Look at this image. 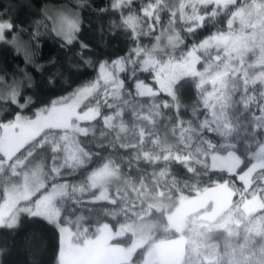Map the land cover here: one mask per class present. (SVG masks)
Wrapping results in <instances>:
<instances>
[{
    "label": "clouds",
    "instance_id": "9594fccd",
    "mask_svg": "<svg viewBox=\"0 0 264 264\" xmlns=\"http://www.w3.org/2000/svg\"><path fill=\"white\" fill-rule=\"evenodd\" d=\"M208 2L210 0H200V3ZM217 2L224 4L219 8V11L213 8L211 12L203 13L195 3H192V0H149L148 4L155 9L154 19L157 23L164 21L165 27L170 29L168 39L174 46L187 45L189 36L185 33L190 34L196 27V25H192L182 31L175 26L177 19L181 21L199 20L203 24L205 16L215 17L220 12H226L228 13L227 26L230 30H233V24L236 21H241L243 24L249 20L253 22L264 20V16L257 18L255 15H248L250 10H253L257 5H264V0H239V2L237 0H217ZM6 3L15 6L16 12L20 14L24 22L9 31L0 32V128L11 126L18 120L36 119L46 110L58 107L62 101L74 99L85 91L92 94L94 89L95 95L100 96L101 90H103V95L106 97L109 94L107 81L103 80L101 68L105 69L110 60L112 64L124 62V56L113 58L105 51L108 47L107 41L109 38L113 42L119 40L121 33L118 29L126 27L133 29L132 37L138 40L141 22L144 19V15L140 11L141 8H137L134 0H102V2L101 0H6ZM189 5L191 6L190 10ZM229 5H235V7L229 9ZM178 12L180 13L179 17L176 15ZM165 13H167L166 20ZM149 18H152L151 11H149ZM129 20H133L134 25L130 26ZM69 24H71V28H69ZM154 27L149 23V29ZM105 29L110 33V37L101 40L100 37ZM237 31H242V28ZM144 34H149L148 29L144 30ZM230 34L231 31L227 35ZM221 38H226V34L214 31L211 37H205L199 43L193 41L188 45L184 59L195 58L198 49L209 46L210 40L218 41ZM44 40L58 46L51 60H46L43 56ZM158 47H160L158 43L152 45V49ZM251 47L252 45H248L249 49ZM146 49L147 46L140 47L138 44L133 51H135L136 57H139ZM152 49H148V51L151 52ZM5 51L10 55H5ZM225 51L227 52V48ZM86 52L87 55H85ZM242 55L244 54L237 53V56ZM15 57H19V59H14ZM219 58V56L215 57V59ZM133 62H135V57ZM244 63V59H241V64ZM249 63L264 65V47ZM225 64L227 66L228 62L226 61ZM141 66L144 67L145 63L141 62ZM231 67L235 69L232 72L233 77L242 71L241 67L235 64H232ZM46 69H50V71H46ZM88 72H91L90 76L77 79ZM223 75L226 76L227 72H224ZM241 79L244 80V91L247 93L241 96V100L246 107L258 97L264 100V68L255 73H249L247 69H244ZM157 81L158 74L153 75L152 82L157 83ZM256 81H259V92L257 93L255 88L249 92L248 85H254ZM136 85L137 87L141 85L150 87L143 81H137ZM88 86H91L90 90ZM231 86L233 93L240 87L238 81H232ZM196 87L199 88L200 85L197 84ZM221 87H226V84L222 82ZM48 89H61V91L49 96L47 100H43L41 92ZM84 99H87V96ZM182 100V91L178 90L171 93L170 100H164L163 103L165 106H179ZM260 106L264 110V103H261ZM102 108L103 105L99 103V100L94 106H77L80 114L86 119L95 112L96 115L92 116L90 120L102 118L107 121L109 117L102 114ZM231 126L235 127V125ZM257 129H259L258 132ZM79 130L85 135L92 131L90 128L83 127ZM252 135L257 136L261 149H264V123L254 124ZM37 137L39 136L21 145L13 154L16 157L12 161L13 165H16L15 167L9 168L7 164L0 166V192L5 195L13 190L22 191L27 179L33 177L37 179V182L32 186L31 195L18 201L15 225L0 220V228L18 229L23 217L27 216L31 219L32 216L24 213L23 209L34 206L37 200L46 194L43 189L48 186H50L49 191L58 187L69 197L77 192H87L93 201L111 200L114 205L118 203L121 190L118 182L123 180L128 183L131 180V177L124 174L121 163L107 157L89 168L87 166L93 161L95 150L81 145L77 163L85 166V177L78 184H70L68 180L61 177V171L68 160L57 155L58 142L49 143L47 137ZM237 156L239 163L236 169L230 174L213 179V185H229L234 189V193H239V196L244 199L237 203L236 208H241L244 201L255 200L257 197L264 201V196H261L260 191L253 189L252 192H249L253 183L252 173L260 169V175L264 177V158H258L256 153L252 152L247 155L237 152ZM248 156L253 158L249 160ZM182 159L187 158L182 157ZM199 162L203 163L204 161ZM105 168L110 169L112 182L117 184L115 194L111 193L109 185H102L98 193L92 191L96 187L92 177ZM189 170L193 171L194 169L190 168ZM165 173L166 170H161L152 177L155 182L154 186L146 183L144 177H141L140 184L133 188V191L140 192L142 187L143 191L140 192V196L145 200H148L149 197H163L167 188L162 184ZM175 179L172 177L173 182ZM105 211L107 210L105 209ZM239 215L241 219L236 221L235 227L230 226L228 231L233 236L243 234V243L233 248L232 252L225 253L228 257L227 264H264V227H260L264 225V206L257 207L251 216L246 215L244 211H241ZM78 218L86 219L83 211L78 213ZM61 219H63L62 216ZM241 224L244 225L243 232H241ZM214 226L208 221L197 220L190 223L186 235L191 245V251L202 258L189 261V264H211V261L215 260L214 248L211 255L203 252V249L208 247L206 241L210 238ZM21 239L23 243L19 246L20 251L25 253V259L21 261V264H42L37 254L45 245L41 232L34 228ZM14 244L15 242L11 240L0 241V264H9L8 256L14 251ZM237 249L243 252L242 256L234 254ZM51 264H57V259L51 261ZM129 264H140V257L137 253L132 254ZM216 264H219V261H216Z\"/></svg>",
    "mask_w": 264,
    "mask_h": 264
},
{
    "label": "trees",
    "instance_id": "16d2710c",
    "mask_svg": "<svg viewBox=\"0 0 264 264\" xmlns=\"http://www.w3.org/2000/svg\"><path fill=\"white\" fill-rule=\"evenodd\" d=\"M143 1L146 3L149 0ZM5 2L6 0H0V5ZM211 10V8H208L201 12H211ZM217 10L219 11V9ZM166 19L167 13L165 14ZM227 19L228 13L226 12H220L215 17L209 16L203 21L202 26L196 27L195 31L190 34L185 33V35L189 36L187 45L175 46L172 49L169 44L162 54L169 50L177 55L180 50H187L188 45L193 41L198 43L205 37H211L214 31L226 33L228 30ZM23 22V18L19 17V23ZM149 23L155 27L149 29ZM186 23L178 25L179 22L177 23L176 20V25L182 31L192 27V25ZM142 24L143 27L140 28L138 40L132 37L133 29L126 27L118 29L121 33L119 40L113 42L109 38L107 41L108 47L105 51L113 58L124 56V68L120 72L123 84L115 90L108 91L109 94L106 97L103 94L93 97H95V103L99 100V103L103 105L102 114L110 116L112 122L108 124L103 122L102 118H97L91 123L92 131L88 132L87 135H76V141L79 145L95 150V157L87 167H93L100 160L111 157L117 163H121L124 174L127 177H131V180L126 183L127 185L129 184L126 189L128 192H122L125 197L123 198L122 196L117 204L114 205L110 201L95 203L94 205H90L89 202H82L86 209H90V213L83 209L84 207L82 208V204L79 206L78 212L83 211L86 219L82 221H86V224L96 227V224L102 223L99 232H95L94 243L89 244L88 248L81 250L83 252L86 251L87 257L85 256L84 261L80 262V264H99V262L113 264L115 262V260H104L102 254H105V258L117 256L118 261L120 262L121 260L119 264L129 263L131 257L126 259L127 257L120 248L114 251L109 246L114 243L119 244V240L122 239L123 236L121 238L118 236L121 233L114 236V232L119 231L118 229L122 223L140 221V215L133 216L126 208L130 207L137 210L140 206L146 207L148 204V200L141 197L140 192H132L133 188L140 184L141 177H144L146 183L154 186L155 182L152 177L161 172V170H166L165 178L162 181V184L167 186L165 193L172 192L175 197L180 194L190 199H196L194 200L196 205V201H200L201 206H203L201 213H198L202 217L199 218L201 221H208L213 216H219L222 211L227 209V200L232 195L235 199H239V196L238 193H234V189L229 185H213V179L230 173L225 170L210 168L203 160V156L209 150L222 151L226 149H234L244 154L242 146L246 147V142L253 139V137L257 138V136L252 135L254 124L264 123V110L260 106L261 103H264V100L258 97L257 100L252 101L246 107L241 100V96L247 93L241 88L234 93L232 87H229L230 89L227 91L217 89L208 93V91H202L195 87L185 78L177 85L176 91H182L183 97L179 106H165L163 101L169 100L171 96L163 93L160 89H158L160 92L155 96V100H152L150 95H144L140 88L137 87V81H143L145 84L153 85L156 88H158L160 82H152L154 73L151 70H145L141 66V62L145 61L149 53L148 49L152 48L153 44H162L168 39L170 29L165 27L164 21L157 23L152 18L144 19ZM145 29H148V35L144 34ZM162 30L165 32L164 36L161 35ZM106 37H110L107 29H105L100 39L104 40ZM138 44L140 47L147 46V49L139 57H136L133 49ZM57 47V45L48 40H44V58L51 60ZM255 52H257V48ZM4 54L10 55L7 51ZM87 54L86 52L85 55ZM134 57L135 62H133ZM14 59H19V57ZM46 71H50V69H46ZM90 75L91 72H88L77 77V79ZM253 88L256 89L257 93L259 92V81H256L254 85H248L249 92ZM59 91L61 89L42 90V99L47 100L49 96L55 95ZM117 96L126 98L127 103L136 107L137 113L133 115L134 118L141 116L145 118L147 123L141 125L143 128L135 126L130 112L124 111L123 116H119L124 103L122 104L117 99ZM231 102H234L235 108ZM143 107L144 110H142ZM227 123L230 126L235 125V127L231 126V128L223 131L220 126H226ZM256 131L258 132L259 129ZM58 133L59 131H49L46 136L50 134L56 136ZM137 134L141 135L140 140L136 143H130L129 141ZM182 157L187 159H182ZM199 157L202 158L203 163L199 162ZM190 168L194 170L190 171ZM85 172V166L82 165L78 171L74 172L73 176L69 175L70 177L62 178L68 180L69 183H78L84 179ZM172 177L176 178L175 182H173ZM259 179L261 178L254 176L252 189L260 191V188L255 187L262 185L258 182ZM112 193L115 194V192ZM219 205H223V208L218 209ZM162 215V223L173 226L168 220L167 213L163 212ZM90 216L95 219L88 220L87 218H90ZM260 227H264V225ZM34 228L41 232L45 241L44 248L37 253L42 264H51V261L55 259L58 261L62 247L58 253L57 228L41 218L32 217L29 219L25 216L22 218L21 226L18 229L0 228V241L7 242L11 240L15 242L14 251L8 256L9 264H21V261L25 259V253L21 252L19 247L23 243L21 238ZM240 228L241 232H243L244 225L242 224ZM157 243L159 245L162 244L160 241ZM206 243L208 247L214 244L220 246L223 257L219 264H227L228 257H225L224 254L228 250V245L232 244L236 248L242 244L243 234L239 236L231 235L230 239H226V236H221V232H211L210 238ZM158 250L161 256L158 258L160 264L183 263L184 257L179 260L177 254L165 249L163 245L159 246ZM237 253L236 255H243V252L239 249H237ZM137 254H141V250ZM225 259L227 260L225 261Z\"/></svg>",
    "mask_w": 264,
    "mask_h": 264
},
{
    "label": "rangeland",
    "instance_id": "374dc122",
    "mask_svg": "<svg viewBox=\"0 0 264 264\" xmlns=\"http://www.w3.org/2000/svg\"><path fill=\"white\" fill-rule=\"evenodd\" d=\"M148 2L144 3L143 0H134L138 9L148 4ZM192 3H195L200 11L208 9L202 6L200 0H192ZM190 7L191 6L189 5V10ZM146 18L149 17L144 16V19ZM152 20L154 19L152 18ZM143 21L141 22V27H143ZM178 22V25L184 24V22L186 23V21L177 19V23ZM186 24L192 25L190 21H187ZM175 26L178 27L176 24ZM241 28L242 31H237ZM230 31L231 34L227 35ZM161 32V35L164 36L165 32L163 30ZM225 34L226 38H221L218 41L210 40L209 46L198 49L196 51L195 58L188 59H184L187 50H180L177 55L175 52H170L169 50H167L168 52L165 54H162V52L165 51L166 46L169 44L172 49L175 47L169 42V39H166L162 44L158 43L160 47L155 49L150 48L152 51L148 53L144 61V69L151 70L154 75L158 74V81L160 82L158 89L170 96L171 93L177 90L179 82L185 78H187L195 87L199 84V89L202 91H208V93L217 89L227 91L230 89L229 87H232V81H238L240 85L239 89H244V80L241 79V77H243V70L247 69L249 73H255L261 68H264V65L249 63L255 59L256 54H258L261 51V48L264 47V20H259L258 22L249 20L247 23L243 24L241 21H236L233 24V30L228 28ZM248 45H252V47L249 49ZM226 48L227 52L225 51ZM256 48L257 52H255ZM238 52L244 55L237 56ZM217 56L220 58L215 59ZM232 57L235 58L231 59ZM241 59H244V64H241ZM226 61L228 62L227 66L225 64ZM232 64H235L242 69L241 72L236 73L235 77L232 76V72L235 71V69L231 67ZM123 68V63L118 62L117 64H112L109 62V65L102 72L103 80L107 81L108 91L115 90L122 86L123 82L120 72ZM224 72H227L226 76L223 75ZM222 82L226 84V87L221 88ZM101 93L103 94V90H101ZM156 95L151 97L152 100L156 99ZM85 96H87V99H84ZM93 96H96L94 89L92 90V94L85 91L73 99L75 101L78 114H80L77 109L78 105L94 106L96 104L94 102L95 97ZM117 99L121 101L122 104L124 103L122 112L119 113V116H123L124 111L130 112L135 126H137V128H143L141 125L147 123V121H145V118L142 116L134 118L133 115L137 113L136 107L127 103L126 98L117 96ZM231 103L235 108L234 102ZM170 106L171 105L168 107ZM57 108L59 109V106ZM142 110H144V107ZM63 119L64 112L58 110L56 112V121H62ZM95 120H89L87 122L78 121L77 125L79 128L83 127L92 129L91 123ZM34 121L35 119L18 120L17 123L11 126L1 128L0 150H3L5 145L9 149H14L18 140L21 138L24 139V143H27L29 140L43 133L45 128H50L51 132L57 131V124L55 121H49L39 126L36 125ZM103 122L110 124L112 122V118L110 117L107 121L104 120ZM220 127L223 128V131L231 128L229 123H227L226 126L221 125ZM79 134L82 133H69V135H72L73 138L72 151L67 154L68 163H66L62 169L61 177H70L69 175L73 176L74 172L78 171V169L82 166L77 163V158L80 156L81 148V145H79L76 141V135ZM63 135V132H59L56 136L50 134L46 137L48 138V142L52 143L57 141ZM140 138L141 135L137 134L129 142L136 143L140 140ZM242 148L245 155L252 152L256 153L258 158H264V149H261L258 138L253 137V139L246 142V147L242 146ZM57 155L66 158L65 152H58ZM49 158L51 159V156H49ZM252 158V156H248L249 160ZM199 160L201 161L202 158L199 157ZM203 160L210 168L225 170L228 173L234 171L239 163L237 151L234 149H226L222 151L209 150V152L203 156ZM185 161L190 162L189 160ZM255 175L261 178L258 182L262 184L260 187H255H258V189L260 188V190L264 189V177L260 175V169H257L252 173V180ZM49 179H51V177H49ZM112 180L113 178L111 177L110 169L105 168L100 170L96 176L92 177V181L96 184V187L92 189V191L98 193L102 185H109L111 193L116 192L117 184L112 182ZM36 182L37 179L35 177L27 179L24 183L22 195H31L32 186ZM118 183L121 187L120 198L122 196L124 198L125 196L122 192H128L126 189L129 184L127 185L123 180ZM252 190L253 189L251 187L249 192H252ZM142 191L143 188L141 187L140 192ZM243 199L244 198L240 196L239 199H235L232 195L230 199L227 200V209L222 211L219 216H213L212 219L208 220V222L215 225L212 232H221V236H226V239H230L231 234L228 229L230 226L235 227L236 221L241 219L239 215L241 211H244L246 215L251 216L257 207L264 206V201H261L259 197H257L255 200L249 199L244 201L241 208H236L237 203ZM194 200L196 199H190L189 197H185L180 194L175 197L172 192H166L163 197H149L146 207L140 206L137 210L127 207L126 210L130 211V214L133 216H141L139 219L140 221H133L132 223L127 221L122 223L118 229L119 231L114 232V236L121 233L118 234L120 238L123 236L122 239H120L121 241L119 240V244H111L109 248L114 251L120 248L123 254L127 257L126 259L132 257L134 252L137 253L141 250V254H139L140 264H160L158 258L161 256L159 255L158 247L162 245L165 249L173 251L174 254H177L179 260L184 257L182 264H189V261L201 259V256H198L191 251V245L188 236L186 235L190 223L202 218L198 213H201L203 206H201L200 201H196V205ZM77 201H79V203H77ZM84 201L89 202L90 205L100 202H111V200L93 201L89 198V193L87 192H77L74 193L72 197H69L62 192L56 197L55 202L50 208V212L56 216V223L58 226L65 229L62 236V249L57 264H77V259H74L76 251L81 252V250H84V248H86L89 244L94 243L95 232H99L102 225L101 222L96 224V227H94L90 224H86V221H82L78 218V211L80 209L79 206ZM149 201L151 202L149 203ZM81 206L83 208L84 204ZM219 208H223V205H219L218 209ZM83 209L90 213V209H86L85 207ZM233 209H236V211H233ZM163 212L167 213L168 220L173 226L170 224L168 225L167 223H162L161 218H163ZM61 216L63 219H61ZM91 216L87 219H95ZM240 227H242V224ZM169 232L170 234H168ZM158 241L162 244L159 245L157 243ZM213 248L215 249V260L211 261V264H216V261L221 263L220 260L223 255L221 254L222 251L220 246L217 244L203 249V252L211 255ZM233 248H235L234 245H228V250L225 253L232 252ZM234 254L236 255L238 253L236 252ZM224 256L226 257L225 254ZM104 260H117V256L106 257ZM226 260L227 259H225V261Z\"/></svg>",
    "mask_w": 264,
    "mask_h": 264
},
{
    "label": "snow or ice",
    "instance_id": "6c2138e0",
    "mask_svg": "<svg viewBox=\"0 0 264 264\" xmlns=\"http://www.w3.org/2000/svg\"><path fill=\"white\" fill-rule=\"evenodd\" d=\"M202 6L205 8H216L219 9L224 6L223 3H218L217 0H210L208 3H202ZM235 5H229V9L234 8ZM140 11L144 16L149 17V11L152 12V18L155 16V9L150 5L146 4L141 7ZM214 14V13H213ZM230 14V13H229ZM177 17H179L180 13L178 12ZM249 16L255 15L257 18H261L264 16V5H257L253 10H250L248 13ZM19 17L15 10V6L9 5L6 2L3 5H0V32L9 31L11 28H16L19 24ZM208 17L205 16L204 20ZM192 25L202 26V23L199 20H190ZM129 25H134L133 20L128 21ZM196 27L192 30L195 31ZM69 28H71V24H69ZM101 72L104 71V68H101ZM91 86H88L90 90ZM60 110L64 112V119L62 121H56V112ZM96 113L93 112L86 119L83 115L78 114L76 110V104L73 99H67L61 102L59 109L54 107L51 110H46L45 113L38 115L34 121L36 125H41L43 123H47L49 121H55L57 124L56 130L59 132H63L64 135L61 136L57 142L59 147L57 149L58 152H65L66 158L67 154L72 151L73 138L69 133H80L79 127L77 125L78 121L87 122L91 119L92 116H95ZM50 128H45V131L39 135L37 138L46 137L47 132H49ZM30 141V140H29ZM25 144L24 139L21 138L18 140L14 149H9L6 145L3 150H0V166L5 164L8 165L9 168H13L16 165H13L12 161L16 159L13 155L21 147V145ZM183 162V161H181ZM49 187H45L43 192L46 193L41 198L37 200L34 206L23 209V212L32 217H38L43 220L48 221L53 224L57 228L58 232V253L60 248L62 247V236L65 232V229L60 228L56 223V216L50 212V208L52 204L55 202L56 197L62 193L61 189L56 187L52 188L49 191ZM261 196H264V189L260 190ZM247 194V193H246ZM28 196L22 195V191H9L7 195L3 192H0V220L7 221L8 224L15 225L17 221V211H18V201L22 198L26 199ZM179 235V234H177ZM42 241V238H41ZM57 253V258H58Z\"/></svg>",
    "mask_w": 264,
    "mask_h": 264
},
{
    "label": "flooded vegetation",
    "instance_id": "af4514ba",
    "mask_svg": "<svg viewBox=\"0 0 264 264\" xmlns=\"http://www.w3.org/2000/svg\"><path fill=\"white\" fill-rule=\"evenodd\" d=\"M145 91H146V93L148 95L149 94H153V93H154V95H156V94H158L160 92L158 90V88H156L153 85H150V87H146V90ZM85 256L87 257L86 251L85 252H83V251H81V252L76 251V254H75L74 259H77V264H80V262L84 261L83 259L85 258ZM102 258H105V254H102ZM120 262H121V260H120ZM120 262L118 261V258H117V260H115V262H113V264H119ZM99 264H105V263L99 262Z\"/></svg>",
    "mask_w": 264,
    "mask_h": 264
},
{
    "label": "water",
    "instance_id": "95a60500",
    "mask_svg": "<svg viewBox=\"0 0 264 264\" xmlns=\"http://www.w3.org/2000/svg\"><path fill=\"white\" fill-rule=\"evenodd\" d=\"M140 90H141V92L145 95H148L147 93H146V87H143L142 85L140 86ZM154 94V93H153Z\"/></svg>",
    "mask_w": 264,
    "mask_h": 264
}]
</instances>
